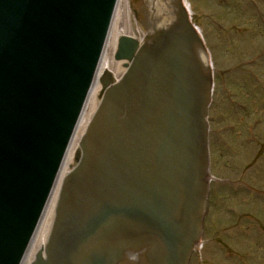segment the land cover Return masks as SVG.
Returning <instances> with one entry per match:
<instances>
[{"label": "water", "instance_id": "water-1", "mask_svg": "<svg viewBox=\"0 0 264 264\" xmlns=\"http://www.w3.org/2000/svg\"><path fill=\"white\" fill-rule=\"evenodd\" d=\"M113 3L0 0V264L19 263L38 223ZM147 3L158 17L150 26L165 29L161 1ZM176 7L173 28L141 52L136 40L120 38L117 58L133 62L106 89L80 140L46 258L38 254L33 264H118L126 251L128 260L144 256L138 264H184L198 238L207 176L211 75L201 37Z\"/></svg>", "mask_w": 264, "mask_h": 264}, {"label": "rangeland", "instance_id": "rangeland-1", "mask_svg": "<svg viewBox=\"0 0 264 264\" xmlns=\"http://www.w3.org/2000/svg\"><path fill=\"white\" fill-rule=\"evenodd\" d=\"M118 1L114 32L130 36L135 25L142 35L130 0ZM186 2L217 74L206 117L212 190L190 264H264V56L250 63L264 55V0ZM115 47L108 48L114 64Z\"/></svg>", "mask_w": 264, "mask_h": 264}, {"label": "bare ground", "instance_id": "bare-ground-1", "mask_svg": "<svg viewBox=\"0 0 264 264\" xmlns=\"http://www.w3.org/2000/svg\"><path fill=\"white\" fill-rule=\"evenodd\" d=\"M112 28L113 27L111 26L110 34L106 40L107 42L104 46L101 59L99 60L100 63L96 70L97 73L95 74V77L93 79L94 81L93 85L89 90L90 92L85 100L86 102L82 109V113L79 119L77 120L78 122L74 129V133L70 139V143L67 147L66 150L67 152L65 153L62 160V164L58 170L59 172L55 179V184L51 190L52 192L50 194L49 199L47 200L48 202L45 208L43 209V213L41 215V218L39 219V223L36 229L34 230V234L32 235L30 244L26 250V254L23 257L22 264H31L33 262L36 253L41 247H42V250H40L41 253H43V255L44 253H46V251H44V248L47 242L46 240L51 232L50 230L53 223L52 219L55 215L54 208L57 204L59 188L61 186L63 178L68 174V172H70V170L75 164L74 161L75 153L77 152V149H80L79 137L82 135L84 129L86 128V125L90 121V118L92 117L98 103L100 102L99 98H97V94H99V91L101 89L99 77L102 75L105 68L106 70L110 71L114 77H117L118 74H122V72L125 71V68L121 66V63L114 64L111 61H109L110 53H108L109 52L108 48L110 47V44L112 45V48L115 47L117 38L124 33V31L121 30L114 32ZM130 30L134 35L139 33V30L133 26L130 27ZM112 37L114 41H112L111 43ZM106 55H108V57Z\"/></svg>", "mask_w": 264, "mask_h": 264}]
</instances>
